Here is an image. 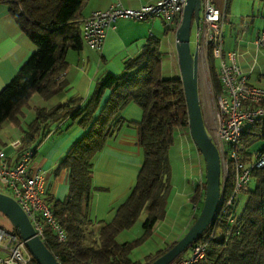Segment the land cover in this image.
<instances>
[{
	"label": "trees",
	"instance_id": "16d2710c",
	"mask_svg": "<svg viewBox=\"0 0 264 264\" xmlns=\"http://www.w3.org/2000/svg\"><path fill=\"white\" fill-rule=\"evenodd\" d=\"M83 1L0 0V5L9 8V16L35 47L29 60L0 91V126L18 127L21 136L19 147L14 149V161L6 156L5 160L10 166L15 165L25 152L35 153L54 125L66 119L76 121L84 135L70 147L58 167L68 174V194L64 200H57L48 193L44 198L66 239L60 242L58 234L41 219L42 241L60 264H151L188 232L199 216L205 196L204 176L203 183L202 179L198 180L189 198L193 218L184 233L143 259L144 263L131 258L132 251L153 238L157 226L167 215L171 192L169 153L176 130L189 132L183 85L180 78L164 73L166 53L157 38L149 37L138 56L126 63L123 75L101 77L83 107L80 98L65 100L67 55L85 46L83 21L80 25L76 23ZM213 62L210 53L211 84L218 96L222 94V86ZM252 71L243 73L251 78ZM106 93L109 96L105 101ZM35 95L46 104L32 108V118L25 120V110L29 109ZM53 99H58V103L47 106ZM131 103L142 111V119L136 127L143 165L130 196L117 209L112 221L102 224L93 233L88 231L92 225L88 217L93 192L92 161L124 124L120 115ZM262 133L264 119L243 126L235 148L243 164L264 152L262 149L245 153ZM3 147L0 145V151ZM196 152L199 153L197 149ZM229 168L224 201L221 208L218 205L215 226L208 228L187 249L188 256L177 259L189 260L193 247L203 245L204 256L195 264H264V168L252 171L247 191L238 192L233 203L226 206L234 189L232 162ZM195 205H199L198 208ZM143 214L142 234L131 242L119 243L118 236L131 230ZM31 264H36L33 259Z\"/></svg>",
	"mask_w": 264,
	"mask_h": 264
},
{
	"label": "crops",
	"instance_id": "0c3cea01",
	"mask_svg": "<svg viewBox=\"0 0 264 264\" xmlns=\"http://www.w3.org/2000/svg\"><path fill=\"white\" fill-rule=\"evenodd\" d=\"M156 1L158 0H84L76 23L80 25L92 13L105 11L110 6L118 3L136 10ZM263 1L216 0L215 4L222 14L225 15L226 23L229 17L237 19L241 18L242 15L253 14L255 6L264 3ZM195 31L197 38V26H195ZM259 31L261 29L258 30V33ZM172 33V41L168 36L166 37V33L163 38L158 36L159 31L156 28V20H149L144 23L118 19L107 30L101 50L94 51L84 46L81 51L70 52L67 55L68 68L64 76L67 81V87L64 99L80 98L83 107L92 97L101 77L105 74H110L114 77L123 75L126 63L138 56L149 37L157 38L160 41L161 50L166 53L163 58L165 59L163 61L164 73L180 78L178 58L175 50L176 33ZM237 49L238 64L241 69L245 73L253 70L250 81L264 87V69L258 68L259 59H257V56L252 60L250 49L243 47L242 44H239ZM34 52L35 47L33 44L9 16V8L5 5H0V91L11 82ZM108 96L109 93H106L105 101ZM58 101V99H53L47 106H54ZM45 104L46 102L41 98L36 95L33 96L29 109L25 110V120L32 118V108ZM120 117L125 121L124 124L121 125L114 137L106 143L102 152L92 161L93 192L88 216L92 225L88 228V231L93 233L99 230L102 224L110 223L117 209L130 196L144 161L143 152L138 145L136 127L142 119L141 109L131 103L121 113ZM205 124L208 128L206 121ZM83 135L84 131L78 123L71 119H66L64 122L54 125L49 135L36 149L29 163L30 172L38 169L44 172L47 193L57 200H64L68 194V174L65 170H59L58 167L65 159L70 147ZM20 137L18 127L9 124L0 126V145L9 146L12 152L8 154L3 149L4 147L1 149L5 156L12 161H14V149L20 142ZM186 138L184 129L176 130L174 146L169 153L171 192L167 204V214L176 213L175 218H178V215L182 217V224H178L179 227L177 229L174 227L173 221L170 225V232H163L162 227H160V224L164 222L163 220L153 234V238H156L158 242L156 241L149 254H147L148 256L161 249L168 242L169 238H166L169 233L176 234L177 237L175 238L180 237L193 218L192 209H185L183 206H188L189 198L198 183V179H196L192 172L193 170H191V162L187 163L186 161L189 156H196L197 152L192 141H187ZM175 162L177 164L176 168L174 167ZM199 179L201 181L202 177L200 176ZM181 192L185 194L181 195ZM166 225L169 229L168 222H166ZM0 229L14 230L10 222L2 214H0ZM130 231L120 234L117 241L119 243H128L135 240L137 237L132 235L130 238L123 237L128 236L126 234ZM90 239L92 238L90 237ZM148 242L149 240L142 246H145Z\"/></svg>",
	"mask_w": 264,
	"mask_h": 264
},
{
	"label": "built area",
	"instance_id": "2783aa9c",
	"mask_svg": "<svg viewBox=\"0 0 264 264\" xmlns=\"http://www.w3.org/2000/svg\"><path fill=\"white\" fill-rule=\"evenodd\" d=\"M215 1L201 0L195 50L197 54L210 51L218 64L222 94L216 96L213 93L215 112L213 124L207 129L221 159L224 185L229 176V165L231 162L234 164V189L226 204L230 206L238 192L247 191L252 171L264 168V152H259L250 163L243 164L235 151L243 126L264 119V87L252 83L249 75L243 73L235 52L225 51V15ZM185 6L186 0H158L136 10L118 3L106 11H96L83 20L85 46L90 50L101 49L107 30L118 19L138 22L161 20L168 31L176 33L182 23ZM254 45L264 47V31L256 37ZM16 147H19V143ZM33 156L32 151L25 152L15 165L10 166L4 152L0 151V187L5 188L18 203L41 239L44 234L43 219L58 234L59 241L65 242L63 229L44 201L47 194L44 172L39 169L29 171ZM224 185L218 204L220 208L224 201ZM217 215L208 228L215 226ZM204 248L203 245H196L192 258L177 259L171 264H195L203 258ZM31 259L25 243L16 232L0 229V264H31Z\"/></svg>",
	"mask_w": 264,
	"mask_h": 264
},
{
	"label": "water",
	"instance_id": "95a60500",
	"mask_svg": "<svg viewBox=\"0 0 264 264\" xmlns=\"http://www.w3.org/2000/svg\"><path fill=\"white\" fill-rule=\"evenodd\" d=\"M201 0H186L183 20L175 34L180 80L187 106L190 138L205 164L203 207L188 232L165 254L151 264H171L198 239L215 219L224 185L221 159L206 127L198 91V54L190 49L192 26H198ZM0 214L25 243L36 264H60L37 235L27 215L11 197L0 193Z\"/></svg>",
	"mask_w": 264,
	"mask_h": 264
},
{
	"label": "rangeland",
	"instance_id": "374dc122",
	"mask_svg": "<svg viewBox=\"0 0 264 264\" xmlns=\"http://www.w3.org/2000/svg\"><path fill=\"white\" fill-rule=\"evenodd\" d=\"M264 2V1H263ZM231 14V13H230ZM229 14V15H230ZM244 14V13H243ZM247 16V17H246ZM137 22V21H133ZM146 23V21H144ZM156 28H158L159 35L158 36H163L166 33V37L172 41L173 39V34L172 32L168 31L164 23L161 20H156ZM258 33V30H260ZM264 31V3H261L259 6H255V11L251 15H242L241 18L234 19L232 17H229L226 20V23L224 24L223 27V37L225 40V51H233L236 54L238 49L237 46L239 44H242L243 47L250 49V55L251 59L253 60L254 57L257 56L258 60V68H263L264 69V47L262 48H257L254 45V41L256 37ZM196 31H195V26L193 25L191 28L190 32V49L191 52H195V47H196ZM251 45H250V44ZM258 54V55H257ZM214 68L218 67L217 62H213ZM205 77L206 79V85L207 88H205V85H203V78ZM198 91H199V98H200V104L202 107L203 111V116L204 120L207 122L208 126L211 127L213 124V117H214V112H215V104H214V96H213V87L211 84V63H210V53L206 52L204 54H198ZM212 118V122H211ZM186 133V139L187 141H192L190 138V134L187 130H185ZM194 145V144H193ZM238 148L242 149L240 145H238ZM3 149L6 150L8 154L12 152L11 148L9 146L4 147ZM264 149V133L260 134V138L255 140L254 144L250 147V149L246 150L245 153H253L258 150ZM187 163L191 162V170L194 173V176L196 179L200 180L199 177H202V183L203 179L205 176V164L203 161V158L201 154L197 153V155H191L189 156V159L186 160ZM174 167L176 168L177 164L176 162L174 163ZM175 176V175H174ZM187 190V189H186ZM0 193L5 194L7 196L10 195V193L3 187H0ZM185 194L181 192V195ZM190 204L186 207L185 205L183 206L185 209H189ZM197 206V205H195ZM199 206V205H198ZM197 206V208H198ZM203 207V205H202ZM202 209V208H201ZM200 209V211H201ZM197 210L195 209V213ZM176 213H168L166 217L164 218L163 224H160L162 227L163 232H170V225L171 222L174 221V227L178 228V224H182V217L178 215V218H175ZM145 219V215H141L140 219L137 221V224L134 226L131 231L126 234L128 236H123L124 238H130L132 235L133 237H139L143 230H142V223ZM175 219V220H174ZM166 222L169 224V229L166 225ZM9 231V230H7ZM13 231V230H10ZM175 237H177L176 234L174 233H169L168 237L169 242L172 241ZM158 242L156 238H151L149 242L145 246H141V248H137L131 253V258L133 260H140L142 261L147 254H149L150 250L153 248L154 244ZM189 251H185L182 253L181 257H186L188 256ZM31 256V255H30ZM32 258V257H31ZM33 259V258H32ZM146 260H143V263Z\"/></svg>",
	"mask_w": 264,
	"mask_h": 264
},
{
	"label": "bare ground",
	"instance_id": "6f19581e",
	"mask_svg": "<svg viewBox=\"0 0 264 264\" xmlns=\"http://www.w3.org/2000/svg\"><path fill=\"white\" fill-rule=\"evenodd\" d=\"M203 85H205V88H207L205 77L203 78Z\"/></svg>",
	"mask_w": 264,
	"mask_h": 264
},
{
	"label": "clouds",
	"instance_id": "9594fccd",
	"mask_svg": "<svg viewBox=\"0 0 264 264\" xmlns=\"http://www.w3.org/2000/svg\"><path fill=\"white\" fill-rule=\"evenodd\" d=\"M196 51V50H195ZM10 197V196H9Z\"/></svg>",
	"mask_w": 264,
	"mask_h": 264
}]
</instances>
